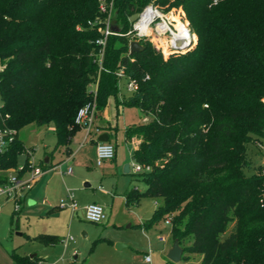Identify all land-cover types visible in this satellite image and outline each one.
<instances>
[{
  "label": "trees",
  "instance_id": "trees-1",
  "mask_svg": "<svg viewBox=\"0 0 264 264\" xmlns=\"http://www.w3.org/2000/svg\"><path fill=\"white\" fill-rule=\"evenodd\" d=\"M113 2L121 34L109 37L100 69L98 0H0V128L16 131L0 154V186L29 152L20 130L52 124L55 150L70 155L81 130L75 119L90 90L97 86L103 111L117 96L123 68L138 88L122 104L149 117L128 131L129 141H139L133 161L144 168L136 175L147 184L144 195L161 201L141 226L171 218L173 239H191L185 261L264 264V166L245 172L248 146L264 141V0ZM149 4L180 14L194 45L165 56L142 42L145 49L131 53L129 18ZM142 197L129 191L127 206ZM20 212L14 211L16 218ZM30 241L61 240L41 234ZM12 258L29 260L15 252Z\"/></svg>",
  "mask_w": 264,
  "mask_h": 264
},
{
  "label": "rangeland",
  "instance_id": "rangeland-1",
  "mask_svg": "<svg viewBox=\"0 0 264 264\" xmlns=\"http://www.w3.org/2000/svg\"><path fill=\"white\" fill-rule=\"evenodd\" d=\"M167 12L176 13L174 10ZM195 42L196 37L194 36ZM3 68L4 66L0 63V70ZM118 88L117 99L119 101L128 100L130 93L127 90L125 78L119 80ZM122 110L124 109L120 107V113L117 115L115 97L113 96L104 112L115 124L117 118L123 117ZM142 118H145L141 120L143 122L149 120V117ZM121 132L125 137L126 130ZM18 136L26 150L30 152L29 155L24 153L18 157L20 166L28 162L42 168L41 161L45 156L54 152L57 154L54 151L57 138L52 124L46 126L30 124L20 130ZM83 137L82 132L81 140ZM133 141L138 145L135 138ZM122 147L125 148L128 163L135 164L132 160L134 146L127 145L122 140ZM247 154L251 166L245 169V172L250 174L254 167L264 165V141L261 146L249 145ZM92 167L99 169L96 164H93ZM30 176V171H27L23 178L28 179ZM110 180L114 186H117L116 196L120 199L112 202V197L108 196L106 201L100 202L107 216V220L101 224L88 222L82 210L73 215L69 206L62 208L61 201L64 200L67 203L68 200L67 192L58 196L59 198L55 202V206L60 209L56 213L44 217H41L37 211H28L27 208L30 206L25 200L20 206V209L23 210L19 213L18 221H16L15 204L12 197L0 194V264H21L12 258L13 250L20 255H37L43 264H199L197 259L181 260L179 263L169 261L167 254L174 243L172 228L169 224L162 221L149 229L139 226L152 217L161 203V201L157 203L154 199L144 195L147 191V184L140 176L121 173L119 176L113 175ZM91 185L92 188H96L95 192L98 191L97 187L100 185L108 189L107 184L103 182H93ZM132 188L138 189L143 197L138 206L128 209L122 196ZM68 189L73 191L75 201L80 207L81 202L77 198L76 191L73 188ZM92 191L93 189H90L88 194ZM23 205L24 208H22ZM44 227L48 232H44ZM38 233L54 234L61 239L60 244L46 247L39 243H29L27 236H35ZM162 237L166 239L165 242L160 241ZM67 238H72V240L66 241ZM190 242L191 239L186 238L180 243L181 248L185 249ZM119 244L121 247H118ZM146 257H150L151 262H146Z\"/></svg>",
  "mask_w": 264,
  "mask_h": 264
},
{
  "label": "built area",
  "instance_id": "built-area-1",
  "mask_svg": "<svg viewBox=\"0 0 264 264\" xmlns=\"http://www.w3.org/2000/svg\"><path fill=\"white\" fill-rule=\"evenodd\" d=\"M98 10L101 14V19L96 21L98 30L101 36L97 39L96 44L100 47L101 51L98 58L100 69H102L104 49L110 36L120 35L121 29L114 22L115 6L114 2L106 0H98ZM139 18L131 23L130 30L125 34L130 38V42L138 41L149 42L158 48L165 56L172 53H184L186 50H180L177 47H183L189 41L194 43V34L185 22L184 18L174 12H165L154 4H149L139 12ZM117 28L118 31L114 32L113 29ZM119 78H124V70L120 68L117 71ZM127 90L130 94L134 93L138 85L135 80L128 78ZM91 99L79 111L75 119V123L81 127L84 132V137L80 143V147L90 142L92 138L96 140V159L95 163L98 167L102 166L105 162L111 161L115 158V146L109 142H99L97 135L101 133V129L96 125L98 115L97 107V86L90 90ZM16 134L15 130L0 128V154L5 152L9 144L13 141ZM28 155L30 152L27 153ZM264 166V165H263ZM133 174H140L144 168L138 164H131L130 166ZM47 170H59L61 173L71 174L72 168L69 166L62 170V164H56L49 169L44 170L34 165L27 164V167L19 166L17 169L9 170L7 182L0 186V194L12 197L15 204V210H20L22 201H24L27 192L31 189L32 185L40 179ZM30 171L31 176L28 179L22 177ZM264 173V170H263ZM68 200L61 201V207L69 206L75 212L79 205L75 201L74 193L68 191ZM261 203L264 205V193L261 196ZM85 219L94 224H101L106 220L105 209L102 205L92 203L85 207ZM165 223L171 224V218H168ZM72 238H67L70 241ZM160 241L165 242L164 237ZM146 262H151L150 257L145 258Z\"/></svg>",
  "mask_w": 264,
  "mask_h": 264
},
{
  "label": "crops",
  "instance_id": "crops-1",
  "mask_svg": "<svg viewBox=\"0 0 264 264\" xmlns=\"http://www.w3.org/2000/svg\"><path fill=\"white\" fill-rule=\"evenodd\" d=\"M112 97L108 99L107 104L110 102ZM115 107L117 110V115H119L120 113V107L124 109L122 110V112H124L123 117L117 118L115 124H113L111 118L108 115H106L104 110L98 112L97 119H96V125L101 129V133L97 135V139H99V137L102 134H106L108 136L109 138L108 142L113 144L116 149L115 158L111 161L105 162L102 166L99 167L98 170L94 169V167L92 166L93 164H96L95 163L96 140L92 138L90 143L88 142L87 144L80 147V143L83 140V139L81 140V133L83 132V130L81 129L73 137L72 143L70 145V150H71L70 155H67V153L62 150L54 149V151H56L57 154H55V152L53 151L54 153L48 154L41 161V163L46 164L45 160H47V164L50 163L51 166H54L60 163L62 164V170L66 169L67 165H70V167L72 168V173L63 174L59 170H47L43 174V176L32 185L31 189L26 194L24 201L27 200L28 205L30 206L29 208H27L28 211L30 210L37 211L39 212V214H41L40 215L41 217L56 213L58 209L60 208L55 206V202L59 198L58 196H60L61 194H64L65 192L68 193V191H72V190H69L68 188H73L76 191L77 198L81 202V206L75 212L72 211L73 215L77 214L79 210H82L85 214L84 209L86 206L92 203L100 204V202L106 201V197L108 196L112 197V202L114 200L120 199V198H117L116 196L117 186H114L111 183V180H110L111 177H113V175L119 176L121 173L134 175L133 173H131L132 172L131 169L129 170L128 173H125L124 171L126 166L127 165L131 166V164L128 163V159H127L128 157H127L125 148L122 147V140H124V142L127 145L132 144L134 146L133 150H135L138 145L133 140L129 141L128 131L134 125H137L139 123H145L147 121H144V122L141 121L142 119H145V118H142L143 114L136 108L124 106L122 104V100L119 101L117 99V96L115 97ZM122 130H126L125 137L122 135V132H121ZM56 171H58L59 173ZM24 176L25 174L22 175V177ZM93 182H101V183L103 182L107 184L108 189H105L102 185H100L97 187L98 191L95 192L94 189L96 190V188H92V185H91ZM90 189L91 190L93 189V191L90 194H88ZM132 190L138 191V189L132 188L126 191L124 196H122V198L124 199V204L128 209H130L131 207H134V206L129 207L126 204V194ZM138 205H135V206H138ZM22 208H24V205L22 206ZM22 210L23 209H21V211ZM15 220L18 221V217L15 218ZM106 220H107V216H106ZM139 226H141V224ZM44 232H48V230L45 228ZM41 234L53 236L58 241L61 240L58 236L54 234L38 233L35 236L28 235L27 236L28 242L31 244L39 243L46 247H54L60 244V242L56 245H51V244H43L40 242L30 241L31 238H34ZM13 252L17 253L14 250ZM18 255L29 258L26 264H34V263L43 264V261L39 260L41 258L37 257V255H31V256H27L26 254L25 255L18 254Z\"/></svg>",
  "mask_w": 264,
  "mask_h": 264
},
{
  "label": "water",
  "instance_id": "water-1",
  "mask_svg": "<svg viewBox=\"0 0 264 264\" xmlns=\"http://www.w3.org/2000/svg\"><path fill=\"white\" fill-rule=\"evenodd\" d=\"M139 16H140L139 13H135L134 15H132L129 18L130 23H134L139 18ZM113 31L117 32L118 29L114 28ZM193 45H194L193 41H189L188 44H186L185 46L177 47V48H179L180 50H186V49H190ZM129 49L131 53H139L142 52L145 49V47L143 44H141L138 41H132L129 44ZM108 141L109 138L106 134H102L99 137V142L107 143ZM45 163L47 164V160H45ZM129 170H130V165H127L124 171L125 173H128ZM118 247H121V244H119ZM182 256H183V249L179 244V240L176 239L174 240L172 247L168 251L167 258L169 259V261L173 263H179L182 260Z\"/></svg>",
  "mask_w": 264,
  "mask_h": 264
}]
</instances>
